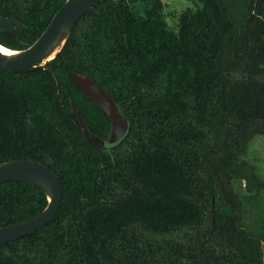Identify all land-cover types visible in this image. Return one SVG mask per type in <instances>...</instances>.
Wrapping results in <instances>:
<instances>
[{
	"label": "trees",
	"instance_id": "1",
	"mask_svg": "<svg viewBox=\"0 0 264 264\" xmlns=\"http://www.w3.org/2000/svg\"><path fill=\"white\" fill-rule=\"evenodd\" d=\"M64 1L0 0L19 24L0 44L28 47ZM193 2L172 27L162 0H102L46 64L0 68V163L40 162L62 185L54 219L0 244V264H262L264 231L247 230L232 184L264 189L243 159L264 134V0ZM71 73L128 118L118 146L85 141L70 102L97 136L109 120ZM46 204L36 186L0 183V227Z\"/></svg>",
	"mask_w": 264,
	"mask_h": 264
},
{
	"label": "water",
	"instance_id": "2",
	"mask_svg": "<svg viewBox=\"0 0 264 264\" xmlns=\"http://www.w3.org/2000/svg\"><path fill=\"white\" fill-rule=\"evenodd\" d=\"M101 1L65 0L32 44L19 50L8 48L11 51L8 54L0 51V68L14 73H25L46 64L62 49L76 22ZM18 28V23L0 16V32L16 31ZM71 76L87 99L100 108L110 120L107 136L99 137L88 129L83 116L70 102L71 111L81 127L85 141L107 150L118 146L129 133L128 118L122 116L114 99L90 77L76 73H71ZM7 181L36 186L44 192L47 204L40 212L26 220L0 227V244L30 235L50 223L62 199V185L57 175L44 164L31 159H13L0 163V183Z\"/></svg>",
	"mask_w": 264,
	"mask_h": 264
},
{
	"label": "rangeland",
	"instance_id": "3",
	"mask_svg": "<svg viewBox=\"0 0 264 264\" xmlns=\"http://www.w3.org/2000/svg\"><path fill=\"white\" fill-rule=\"evenodd\" d=\"M164 16L167 23L174 27L179 13L187 8H194L193 0H162ZM243 159L255 168L256 175L264 180V134L255 135L247 145ZM245 180H234L233 189L242 202L243 223L247 230L256 235L264 231V189L247 191ZM256 237V236H255ZM262 250V264H264V238L256 237Z\"/></svg>",
	"mask_w": 264,
	"mask_h": 264
},
{
	"label": "bare ground",
	"instance_id": "4",
	"mask_svg": "<svg viewBox=\"0 0 264 264\" xmlns=\"http://www.w3.org/2000/svg\"><path fill=\"white\" fill-rule=\"evenodd\" d=\"M0 51H1L2 53H5V54H8V53L11 52L8 48H6V47H5L4 45H2V44H0Z\"/></svg>",
	"mask_w": 264,
	"mask_h": 264
},
{
	"label": "flooded vegetation",
	"instance_id": "5",
	"mask_svg": "<svg viewBox=\"0 0 264 264\" xmlns=\"http://www.w3.org/2000/svg\"><path fill=\"white\" fill-rule=\"evenodd\" d=\"M104 90V89H103ZM105 91V90H104ZM106 92V91H105ZM107 93V92H106ZM108 94V93H107ZM109 95V94H108ZM100 109V108H99ZM101 110V109H100ZM119 110H120V108H119ZM102 111V110H101ZM120 113L122 114V116H124V117H126L122 112H121V110H120ZM105 114V113H104ZM106 115V114H105ZM106 117L108 118V116L106 115ZM127 118V117H126ZM108 120H109V118H108ZM109 128H110V120H109ZM109 128H108V131H107V134H108V132H109ZM107 134H106V136H107ZM105 136V137H106ZM100 137V136H99Z\"/></svg>",
	"mask_w": 264,
	"mask_h": 264
}]
</instances>
